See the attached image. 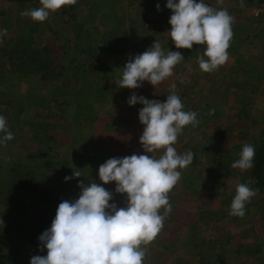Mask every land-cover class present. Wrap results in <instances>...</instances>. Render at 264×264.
<instances>
[{
  "label": "trees",
  "instance_id": "obj_1",
  "mask_svg": "<svg viewBox=\"0 0 264 264\" xmlns=\"http://www.w3.org/2000/svg\"><path fill=\"white\" fill-rule=\"evenodd\" d=\"M253 1L249 0L250 3ZM262 2L264 0H258V4ZM39 3L40 0H0V29H7V34L0 38L2 39V42H0V115L6 118L8 131L14 134V139L7 141L6 145H0V264H30L32 256L47 254L46 249L39 251L40 242L38 237L44 230L51 227L56 215L55 203L51 197H46V195L40 193H35L34 199H32L34 193L31 190L47 177V169L52 171L56 168L55 164L57 161L55 159L63 157L62 151L68 150L69 148L67 147L70 145H67L68 141L66 144L64 143L65 135L55 130L56 121L60 123L61 119L72 114L68 97L60 96L58 102H52L47 98V100H43L41 96L42 84H45L44 80L47 77L54 78L63 75L62 59L67 51L65 49H53L52 46L47 45L48 43L44 42V39L42 41V35L39 33V21H34L30 17H21L20 15L22 11L27 9L39 8ZM207 4L215 10L226 9L229 15L233 17L231 25L233 35L227 49L228 60L225 63L227 66L223 64L218 68H225L228 76L225 74L217 77L218 75L213 73L214 70L212 73L200 70L197 57L204 53L206 45L198 46L194 44L192 49L179 50L183 56L185 55L183 64L178 66L180 70L185 71L188 69L190 66L187 64L191 60L193 73L197 78H200L205 73L204 75L210 81L214 80L210 84V88L214 85L215 89H210L212 92L203 90L201 93L206 95L207 98L204 103L208 102L211 105H214L212 102L222 103L220 109L215 110L213 113L210 112L206 118L199 121V127L202 124H210L212 120L218 126L215 136L202 134L207 139V142L203 143V147L201 143L200 146H197L205 153L202 158L208 156L206 151L210 152L209 159L197 160V157H201L200 151L194 146L190 150L193 153L191 164L196 165L201 162L202 168L197 170L205 178L204 189H189L182 201L184 204L190 202L201 203V209L199 210L201 213L203 206L206 204L219 203L220 201H229L230 204L236 195V186L241 183L249 184L261 196L263 203H257L251 198L250 202L245 205V215L242 218L252 215L251 209L255 206L260 209V213L262 212L261 218L264 226V125L251 123V128H257L255 131L251 128L237 125L238 120L250 112L256 95L261 92L258 90L263 89L264 77H262L261 71L256 72L255 75L261 74L257 75L256 81H253V83L246 79L245 76L250 72V68L247 65L251 66L253 62H256L255 58L251 56L253 53L251 44L254 43L256 37L261 38L264 36V28L257 31L254 38L239 41V33L243 34L246 26L249 25L248 22L254 23L253 19L255 17L253 13L238 6L240 0H224L223 4L218 2ZM239 12L241 15L237 17L236 15ZM261 16L264 15L262 14ZM258 22L261 24V20L256 23ZM188 53H190V58L187 56ZM232 56H234V60L230 59ZM205 59L207 58L205 57ZM229 59L231 63L228 66ZM90 68H93V70L102 69V67L98 68L97 65L89 67V71ZM226 78L230 79L225 81ZM233 78H238L239 81L234 84ZM202 79L207 82L201 77L196 81L195 88L200 86ZM177 82H183L180 80V76H178ZM47 84H52L51 86L53 87L54 83ZM58 84H67L64 88L68 89V84L70 83ZM72 84L75 85L77 83ZM186 85L184 87L188 88ZM125 89L122 88L121 90ZM232 89L235 92L230 93ZM116 90L117 85L113 83L110 92H118ZM126 90L133 92L136 89L127 88ZM135 92L138 93V91ZM235 93L243 94L241 99L243 107L234 112V115H231V112L226 113L224 111L222 113V109L230 108V111L234 107ZM152 96L161 99L165 97L163 91L152 92ZM128 99L126 98V100ZM41 106L45 109L42 110ZM257 106L264 109V105L259 104ZM262 115L264 117V114ZM256 117H258V114L254 116L255 123L257 122ZM221 119L224 122L218 124V120ZM138 125L140 127L144 126L142 124ZM3 135L4 133H0V138ZM90 140H92L91 137ZM231 140H233L232 144H230ZM244 143H250L255 147L253 167L245 171L233 169L231 164L236 159H239L238 154L242 150ZM71 147L73 149V146ZM207 147H215V149L208 148L205 150L204 148ZM40 154H45V157H43L44 161L40 158ZM9 157L14 160L19 158L22 162L18 160L19 164H11L7 160ZM64 165L68 164L64 163ZM235 181H239V183L236 184ZM15 188L20 189L17 195H13ZM215 192L216 195L220 196L223 193L224 197L218 198L214 195ZM42 209H45V212ZM227 211L226 214L228 215L230 206ZM168 216L171 218V214ZM237 218L236 221L238 223L244 220L241 217ZM182 224L185 227V234H189L190 239L194 240L196 229L193 230V226L195 224L191 226L187 223ZM241 227L239 223L233 225L232 229L230 228L238 234L236 243L233 238L222 235L220 236L223 237L221 244L202 248L195 246L193 251L197 253L192 255L178 254L181 249L188 248L189 244L186 242L188 237H185V234L173 235L169 238V241L163 238L159 241L163 245L154 246L155 241L160 239L157 236L150 243V249L152 251L156 250V252L157 249L163 251L151 256V259H153V264H158L160 259L163 258L162 255L167 256L168 254V258H170L169 254H173L176 259L171 263L162 260L163 263L213 264L216 261L219 264H233L230 261V254L228 255L230 249L233 248L239 252L240 260H245L247 254L251 251L253 254L247 258L256 261H260L259 258L263 260L264 229L258 231L256 226L252 224L250 229L245 228L247 234L241 237V229H244ZM201 240L199 239V243ZM252 240L259 243V245L253 246L250 243ZM166 249L169 251L168 253H165ZM255 253L263 255L254 257Z\"/></svg>",
  "mask_w": 264,
  "mask_h": 264
},
{
  "label": "clouds",
  "instance_id": "obj_2",
  "mask_svg": "<svg viewBox=\"0 0 264 264\" xmlns=\"http://www.w3.org/2000/svg\"><path fill=\"white\" fill-rule=\"evenodd\" d=\"M76 2L40 0L42 7L27 9L20 15L43 22L50 13ZM240 6L244 7V0H240ZM156 7L160 10L159 4ZM166 7L172 10L168 35L177 49L206 45L204 53L197 57L203 72H212L226 63L233 35V17L226 9L215 10L205 0H167ZM6 34L7 29H0V38ZM183 58L179 51L165 54L161 43L155 40L143 53L130 56L113 81L118 87L128 89L140 88L144 81L156 86L172 75ZM127 103L143 105L139 109V121L144 129L139 141L146 154L109 158L98 169L104 184L115 181V192L126 194L127 206L117 208L115 203H109L112 193L105 187L92 181H79V198L59 203L51 227L38 237L39 251L46 249L47 254L32 256L30 264H144L147 246L164 227V220L172 210L168 193L181 179L178 169L188 167L193 161L190 150L180 155L173 145L187 125L195 127L199 120L196 112L182 110L174 84L164 102L132 93ZM0 133H4L0 145L14 139L2 115ZM158 150H163L158 159L148 155ZM238 155L239 159L231 164L233 169L245 171L253 167L252 144L244 143ZM81 176L80 171L73 170L64 179ZM255 194L256 190L249 184H238L229 215L242 218L246 203Z\"/></svg>",
  "mask_w": 264,
  "mask_h": 264
},
{
  "label": "crops",
  "instance_id": "obj_3",
  "mask_svg": "<svg viewBox=\"0 0 264 264\" xmlns=\"http://www.w3.org/2000/svg\"><path fill=\"white\" fill-rule=\"evenodd\" d=\"M211 2H218V0H205L206 4ZM157 4L160 5V10H157ZM166 4L167 0H77L74 5L62 6L56 12L50 13L45 21L39 22V33L42 35V41L44 39V42L52 46L53 49H65L67 51L62 59L63 75L54 78L47 77L44 80L45 84H42L41 92L43 100L49 99L52 102H58L60 96L68 97L72 113L71 116L61 119L60 123L55 122V130L65 135L64 143L66 144L68 141L67 145H70L67 148L69 149L62 151V160H59L60 157L55 159L57 162L54 172L50 169L46 170V178L49 180L45 187L50 193L55 194L52 195L55 210L63 200L79 198L78 182L81 180L85 183L92 181L105 187L112 193V200L109 203H115L117 208L127 206L126 194L115 192V181L104 184L99 179L98 169L109 158L146 154L139 141L140 132L143 131L144 126L140 127L134 119L131 121L124 116V114L135 113L134 110H128L133 105L130 106L126 100L135 91L129 92L126 90L127 88L121 90L122 88L117 86L116 91L118 92H110L111 85L115 83L113 80L119 77L123 65L128 62L130 56L143 53L142 48L151 47L155 40L161 43L163 49L167 48L168 51L180 50L175 47L168 35V31L171 29L169 19L172 10L168 9ZM40 7L42 5L39 3ZM254 17V23L248 22L249 25L246 26L243 34L239 33V41L254 38L257 31L264 28V16L254 15ZM259 20H261V24L256 23ZM257 43L258 45L264 44V36L256 37L251 46ZM262 53L264 54L263 51ZM255 54L256 52L253 51L251 56L255 58L256 62H253L251 66L247 65L250 72L247 76L244 75L252 83L256 81L258 74L262 73L261 75L264 77V58L256 57ZM187 56L190 58V53ZM230 59L234 60V56ZM183 60H185V55ZM183 60L176 66L182 65ZM231 60L229 63L227 62L228 66ZM95 65L98 68L102 67V69L93 70L90 68L89 71L88 68ZM176 71L173 72V76H180V80L183 81L182 70L177 69ZM259 71L261 73L255 75ZM213 73H216L217 77H221L226 74V70L221 68L214 70ZM202 77L207 82L210 81L206 75ZM177 79L178 77L176 81ZM228 79L230 78H226L225 81ZM232 80L234 84L239 81L238 78ZM64 82L70 83L68 89L64 88L67 84H58ZM47 83H54L53 87L52 84L48 85ZM72 83L77 84L73 85ZM48 86L50 87L48 88ZM262 88V90H258L261 92L256 95V99L251 105L250 111L253 112V116L249 124L264 123L263 116L261 118L256 117L257 122H254L256 114H264V109L257 106L259 104L264 105V85ZM233 91L234 89L230 93ZM235 94L236 105H238L242 101L240 99L243 98V94ZM238 107L237 111L243 105ZM41 109L45 108L41 106ZM237 125L244 126L238 123ZM244 127L251 128L248 125ZM162 154L163 150H158L148 155L158 159ZM43 157L45 154H40L42 161H44ZM64 163L68 165L65 166ZM199 168H201V162L195 165V170L202 176L198 172ZM73 170L80 171L82 176L65 181V176H71ZM183 170L178 169L180 172ZM182 176L185 177V173H182ZM51 177H54L53 182ZM188 186L187 184L179 186L177 183L168 193V200L172 206L168 215L171 214V218L169 216L165 218L164 227L157 235L160 237L157 241L158 244L163 238L169 241L173 235L186 233L182 224L184 219H182V223L176 220V211L179 209L186 210L190 214L185 219V221L188 220L189 226H191L190 218L194 220L195 225L201 224L200 211H193L190 204H184L182 201ZM196 208L199 210V205ZM160 212L163 214L164 209L161 208ZM157 243L156 245H158ZM148 254H150V244L147 246L145 257Z\"/></svg>",
  "mask_w": 264,
  "mask_h": 264
},
{
  "label": "rangeland",
  "instance_id": "obj_4",
  "mask_svg": "<svg viewBox=\"0 0 264 264\" xmlns=\"http://www.w3.org/2000/svg\"><path fill=\"white\" fill-rule=\"evenodd\" d=\"M224 1V0H223ZM244 9L248 10V12L253 13V15H261L259 13H256L255 11H258V7L256 6L258 4V0H254L252 3L249 2V0H244ZM230 3V2H227ZM235 5V4H234ZM238 6H240V4H238ZM240 12L237 13V17L240 16ZM91 35V34H90ZM135 47H138L137 45H135ZM254 52H256L255 56L256 57H260V58H264V54L262 53V51L264 52V44L261 43V45L255 44L251 46ZM256 48V49H255ZM148 48H142V52L146 51ZM258 49V50H257ZM260 50H262L260 52ZM165 54L167 48L164 49ZM192 61L190 60L189 63L187 65H189L190 67H188V69H186L185 71H182V73L184 74L182 77H184L183 82H177L176 78L178 77L177 75L173 76V73L170 77H168L166 80L162 81L160 84L153 86L151 85L150 82L148 81H144L143 82V86L140 88H136L135 91H138V93H136V95H143L145 98L150 99V100H159L160 102H164L167 99V95L170 94V90L172 88V85H175V94H177L179 97H181V102L183 104V111H196L197 112V119L200 121H202L204 118H206V116L211 112L213 113L215 110L220 109L221 106V102L220 103H215L212 102L214 105L208 104V102L204 103L205 101H207L206 95H202V91L203 90H214L215 87L214 85H212V88H210V84L213 83V81H209V82H205L202 79V82L200 84L199 87L195 88L196 85V81H198L205 73H203V75L200 78H197V76L193 73V67L191 65ZM179 69V67L175 66L173 69V72H177L176 70ZM180 71V69H179ZM193 73V75H192ZM195 75V78H194ZM189 78V79H188ZM205 78V76H204ZM187 84V85H186ZM225 84V83H224ZM184 85H186L188 88H185ZM189 85V86H188ZM236 86V85H235ZM237 87V86H236ZM187 89V90H186ZM211 89V90H210ZM24 90L26 91V89L24 88ZM164 92V99L161 98H157L152 96V92ZM185 91V92H184ZM187 91V92H186ZM189 91V92H188ZM230 91V90H229ZM212 92V91H211ZM241 100V99H240ZM237 99L234 101L233 105H231V107H233L230 111L229 109H222V113L225 111L226 113L231 112V115H234V112L237 111V108H239L238 106H242V101H240L238 103V105H236ZM143 107L142 104L137 103L133 106H131L130 109L128 110H134L135 113L133 114H124V116L128 119L131 120L134 119L136 120V123L141 124L139 121V109H141ZM257 109V108H254ZM257 111V110H256ZM117 112V111H116ZM129 112V111H127ZM252 111L246 113L243 118H241L240 120H238V124L241 125H248L249 121L252 117ZM263 115L261 113L258 114V117H262ZM116 118V117H115ZM115 120V119H114ZM214 120H212V122L210 124H202L201 127L200 124L196 125L195 127H193L191 124L187 125L184 129L182 134H180L177 138L176 143L173 145V147L176 149L177 153L182 155L185 152L193 149L191 148L192 146H194L195 148H197L200 153H201V157H197L198 159H209V155L210 152L206 151L208 153V156L205 158H202L205 153L200 150L201 148H198L197 146H200V143L202 144L203 147V143H206L207 139L203 137L202 134H210V136H215V134L217 133V129L218 126L216 125V123L214 124ZM222 122H224L223 119L218 120V124H221ZM261 125H264V123H259ZM143 125V124H142ZM252 130H257V128H251ZM143 132V131H142ZM142 132L140 133V136L142 135ZM233 140H231L230 144H232ZM215 149V147H207L204 148L206 149ZM203 154V155H202ZM7 160L10 161L11 164H19V161L22 162L21 160L17 159H13L12 157H9ZM29 164V162H28ZM202 168V167H201ZM53 172L55 170H52ZM182 173H185V177L182 176ZM48 178H45L43 181L40 182V184L35 185V187L31 190L33 194L32 199H34L35 193H40V194H44L46 195V197H51L53 198L52 195H55L54 193H50L45 187V185L48 184ZM204 180V176H200L196 170H195V165L190 164L188 167L184 168L183 172H181V179L178 182V185L181 186L183 184H187L188 189L186 190V192L189 189H193V190H201L204 189L203 188V182ZM51 181H54V177H51ZM236 184L239 183V181H235ZM209 187V186H208ZM178 189V188H177ZM20 192L19 188H15L14 189V193L13 195H17ZM37 195V194H36ZM214 195H216V192L214 193ZM218 198L224 197V194L222 193V196L220 195H216ZM254 201H256L257 203L262 204V199L261 196L259 194H255L253 197ZM190 204V207L193 209V211H199L201 209V203H197V202H190L187 203ZM231 204V203H230ZM229 201H220L218 204L213 202L210 204H206L203 206V211H201V224H197L194 225L196 223H194L193 219H189L190 224L194 225L193 230L196 229V237L195 239H190L189 234L185 235V237H188V239L186 240L188 245V248L185 249H181V251L178 252V254L181 255H186V254H190L192 255L193 253H197L196 251H193V247L197 246V247H205V246H213V245H219L222 243V238L220 237L222 235H225L226 237H231L233 238V241L236 243L238 238L235 231H232V226L235 224H241V237L243 235H246V229H250V227L252 226V224H254L256 226V229L258 231H260L261 229H264V226L262 225V218H261V213H260V209L256 208L255 206H253V208L251 209V214L249 215V217L247 218H242L244 219L243 221H239V223L236 221V216H231V215H227L226 212H228V207L230 206ZM194 205V206H193ZM199 205V210L196 208ZM208 208V209H207ZM32 210V209H31ZM29 210V211H31ZM42 211L45 212V209H42ZM188 212V211H187ZM186 210L183 211L182 209H179L178 211H176V220L182 223V219H184V223H187V221H185V219H187L190 214L187 213ZM189 215V216H188ZM205 215V216H204ZM209 215V216H207ZM238 220V218H237ZM254 222V223H253ZM189 225V223H187ZM233 224V225H232ZM231 228V229H230ZM246 228V229H245ZM218 237V238H217ZM199 239H202L201 242L199 243ZM204 240V242H202ZM192 241V242H191ZM157 241H155V245L154 246H158L156 245ZM252 243L253 246L259 245V243H257L256 241L253 242V240L250 242ZM158 244V243H157ZM160 246L163 245L159 242ZM200 244V245H199ZM165 250V249H164ZM163 250H156L152 251L150 249V254H148L147 257H145L144 259V264H153V259H151V256L162 252ZM169 251L166 249L165 253H168ZM189 252V253H188ZM230 254V261L233 262V264H264V259L262 260L261 258L260 261L259 260H250L249 258H247L249 255L253 254V252H249L247 254V257L245 260H240L239 259V252H237L235 249L231 248L230 251L228 252V255ZM264 254V253H263ZM260 253H255L254 257H257L259 255H263ZM44 255V254H43ZM170 258H168V254L167 256L162 255V259H160L158 264H164L162 260H164L165 262L171 263L175 258V256L173 254H169ZM213 264H219L218 262L214 261Z\"/></svg>",
  "mask_w": 264,
  "mask_h": 264
},
{
  "label": "built area",
  "instance_id": "obj_5",
  "mask_svg": "<svg viewBox=\"0 0 264 264\" xmlns=\"http://www.w3.org/2000/svg\"><path fill=\"white\" fill-rule=\"evenodd\" d=\"M258 7V11H255L256 13L263 14L264 15V2L259 3L256 5Z\"/></svg>",
  "mask_w": 264,
  "mask_h": 264
}]
</instances>
